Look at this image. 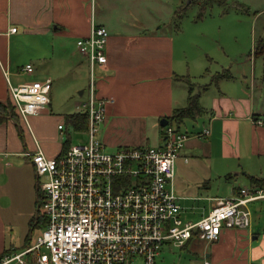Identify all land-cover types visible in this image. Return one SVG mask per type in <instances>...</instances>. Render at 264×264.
<instances>
[{
	"label": "crops",
	"instance_id": "obj_1",
	"mask_svg": "<svg viewBox=\"0 0 264 264\" xmlns=\"http://www.w3.org/2000/svg\"><path fill=\"white\" fill-rule=\"evenodd\" d=\"M181 1L0 0V102L10 99V86L38 80L39 76L51 79L50 102L57 83L69 80L70 85L76 84L73 79H77L78 70L88 63L77 52L75 42L89 34L93 19L109 33L106 63L95 66L96 96L109 100L99 130L100 140L105 147L116 148L149 145L150 139L151 145L161 144L160 120L186 104L188 84L178 78L185 76L180 31H169L157 13L161 7L174 5L170 8L175 14L182 8ZM259 13H264V8L256 15ZM11 27L16 31L11 32ZM77 54L78 59L74 57ZM34 61L39 68L47 67L53 78L40 71L26 80L21 77L19 70L26 64L33 66ZM221 81L209 104L200 96L205 112L186 118L192 121L183 129L179 127L189 138L176 161L188 164L190 159L239 160L243 151L264 157V106L256 103L254 77L251 88L243 90L240 86L239 95L228 94V83ZM81 87L79 83L73 89L79 96L85 95L82 103L87 99V87ZM60 117H52L47 107L26 119L16 115L0 122V255L20 251L40 233L34 237L36 227L31 229L30 225L37 210L38 178L27 153L38 146L46 156L53 157L66 147V142L56 137L62 131L58 129ZM51 118L56 121L49 129L44 120ZM253 119H261V124H255ZM207 127L210 133L204 136L206 142H201L195 133ZM262 171L264 175V168ZM182 196L180 199L191 198ZM5 236L9 237L8 247ZM210 249L203 259L209 264H264V222H253L250 231L223 229Z\"/></svg>",
	"mask_w": 264,
	"mask_h": 264
},
{
	"label": "built area",
	"instance_id": "obj_2",
	"mask_svg": "<svg viewBox=\"0 0 264 264\" xmlns=\"http://www.w3.org/2000/svg\"><path fill=\"white\" fill-rule=\"evenodd\" d=\"M108 36L91 19L89 34L75 42L89 68L87 99L81 103L87 113V141L68 143L53 157L38 146L27 153L38 178L37 211L46 222L31 244L1 254L0 264H155L166 246L184 247L192 239L212 243L223 229H251L248 204L264 199L263 188H241L231 197L215 198L207 214L197 219L182 217L174 177L189 134L173 121L162 127L159 145L106 150L97 133L109 100L96 96L95 66L106 63ZM21 70L32 72L33 66ZM50 89L51 79L23 82L10 86V99L26 119L48 107ZM253 122L261 124V119ZM58 129L64 125L59 123ZM209 133L207 127L195 136Z\"/></svg>",
	"mask_w": 264,
	"mask_h": 264
},
{
	"label": "rangeland",
	"instance_id": "obj_3",
	"mask_svg": "<svg viewBox=\"0 0 264 264\" xmlns=\"http://www.w3.org/2000/svg\"><path fill=\"white\" fill-rule=\"evenodd\" d=\"M170 7L174 8V5L161 7L157 15L169 31L178 27L182 50L185 52L184 74L193 83V92H200L201 101L209 104L218 84L212 83L211 78L216 72L224 71L230 76L229 80L220 81L222 84L228 83L225 86L229 88L228 94L239 95L240 86H243V90H246V87L251 88L250 81H253L254 77L257 85L256 103L262 104L263 107L264 64L262 56L254 55V46L264 36V13L256 15L258 10L264 8V0H182V14L179 17L172 13ZM74 57L80 58L79 54ZM38 71L47 77L54 76L50 72L47 73V67L39 68L37 61L33 62L32 72L19 70L25 80L27 76ZM36 79L42 80L43 76ZM77 79L81 88L87 87L88 66L83 65L78 70ZM77 79H73L76 83L74 85H79ZM70 86L72 85L69 84V80L56 84L48 110L52 117L61 116L60 123L64 125V129L56 133L61 143L64 141L71 144L83 143L88 138L86 130L78 131L64 124L65 114L82 111L81 101L85 98V95L79 96L73 86ZM204 87L209 89H203ZM54 121H56L54 118L46 119L44 124L50 129ZM191 121V119H184L182 123L173 121V125L183 129ZM97 137L100 139V132L97 133ZM205 137L198 139L206 142ZM151 144L150 139L149 145ZM105 148L109 152L116 149L110 145H106ZM263 168L264 157L261 154L252 156L246 151L245 153L243 151L239 160L190 159L188 164L177 160L174 189L181 197L182 195L191 197L179 200L188 206L184 208L182 217L185 220L199 218L207 214L215 198H226L236 194L242 186L253 188L255 183L249 176L264 177L260 173L263 172ZM248 208L251 212L252 225L258 219L264 222V199L249 203ZM39 231L40 228L36 227L33 236L35 237ZM8 240L9 237L5 236L6 247L9 246ZM210 245L211 243L203 240L193 239L189 246H166L156 257L155 264H203L204 253L211 250Z\"/></svg>",
	"mask_w": 264,
	"mask_h": 264
},
{
	"label": "trees",
	"instance_id": "obj_4",
	"mask_svg": "<svg viewBox=\"0 0 264 264\" xmlns=\"http://www.w3.org/2000/svg\"><path fill=\"white\" fill-rule=\"evenodd\" d=\"M175 14L178 17L181 16L182 8L180 9V11L177 10ZM176 29H178V27H176ZM254 55L262 56L263 64H264V36L261 37L255 43ZM229 77L230 76L224 71L216 72L215 74H213L211 81L212 83L217 84L221 79L229 78ZM178 78L185 80V82L188 84V96L186 99V104L184 106L173 109L170 115L165 117L168 122H172V121L181 122L182 120L186 118H195L197 116H200L205 112V109L201 106L200 101H199L200 92L192 93L193 89H192V83L190 82V79L187 76H180V77L178 76ZM16 115H19V114L15 110L11 99L6 100L5 102H0V122L4 121L7 118H15ZM64 124L70 125L75 130H78V131L86 130L87 113L85 111H81V112H73V113L65 114ZM65 142L66 143H64V146H67V141ZM249 177L251 181L255 183L254 187L264 189V177H258L254 175H250ZM36 205L38 206L37 201H36ZM45 222H46L45 218L36 210V213L30 222L31 229L35 227H39L41 230L44 227Z\"/></svg>",
	"mask_w": 264,
	"mask_h": 264
},
{
	"label": "water",
	"instance_id": "obj_5",
	"mask_svg": "<svg viewBox=\"0 0 264 264\" xmlns=\"http://www.w3.org/2000/svg\"><path fill=\"white\" fill-rule=\"evenodd\" d=\"M167 122H168L167 119L164 117V118H162V119L160 120V125H161V126H164Z\"/></svg>",
	"mask_w": 264,
	"mask_h": 264
}]
</instances>
